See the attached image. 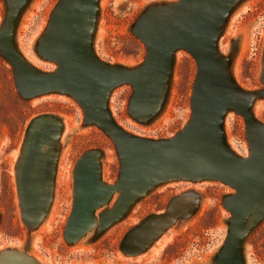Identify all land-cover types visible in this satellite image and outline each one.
Segmentation results:
<instances>
[{"label":"rangeland","instance_id":"374dc122","mask_svg":"<svg viewBox=\"0 0 264 264\" xmlns=\"http://www.w3.org/2000/svg\"><path fill=\"white\" fill-rule=\"evenodd\" d=\"M64 1L0 0V46L22 60L24 83L33 73L40 89L74 91L113 135L122 167L113 137L72 93L22 94L0 47V257L264 264V0ZM44 116L38 130L49 127L53 140L39 159L42 215L32 224L30 212L22 218L20 164ZM84 167L103 195L93 226L69 241ZM191 190L195 202L152 245L123 249L130 231Z\"/></svg>","mask_w":264,"mask_h":264},{"label":"water","instance_id":"95a60500","mask_svg":"<svg viewBox=\"0 0 264 264\" xmlns=\"http://www.w3.org/2000/svg\"><path fill=\"white\" fill-rule=\"evenodd\" d=\"M64 2L65 1L63 0V2L60 3L58 8ZM147 43L149 45V52H150L153 49V46L149 40L147 41ZM42 45H43V43L41 44V49L43 52V46ZM176 46H183V44L181 42L173 43L174 49ZM183 47H185V46H183ZM1 49H2V47H1ZM2 50L5 53V55H7L13 61L16 80L18 83L19 90L21 91L22 94L27 96V95H31V94H34L37 92H41L42 90H46V89H50V88H59V89L66 90V89L59 87V86H56V85H48L46 88H43V89L38 88L40 85L45 86L46 83L44 82V78L38 77L37 75H34L33 73L30 75L28 82L24 83V81L22 79V73H21L22 68L20 66V63L22 62V60L19 57H17L12 52V50H10L9 52L4 51V49H2ZM149 52H148V54H149ZM48 57H51V56H48ZM53 58H55L59 61L58 58H56V57H53ZM18 59L20 61H18ZM59 65H60V61H59ZM33 70H35L39 74H43V72H39L34 68H33ZM50 73H52V72H50ZM66 91H69L70 93H72L80 101V103L83 105L85 112H86V115L89 119L96 120V119L91 118L89 116V114L87 112V108L84 106V104L81 102V100L79 99V97L77 96V94L74 91H71V90H66ZM192 100H193V107H195L197 104V100L193 99V98H192ZM96 121L101 123L98 120H96ZM102 126L105 128V126L103 124H102ZM29 127H30V125H29ZM29 127H28V129H29ZM125 133H127V132H125ZM109 134L113 137V135L110 132H109ZM127 134L130 136H134V135H131L129 133H127ZM42 137H44L43 130L39 131L38 135H36V141H38ZM113 139H114V137H113ZM114 141H115V139H114ZM115 143H116L117 149H118L120 156H121V167H122V155H121V152L119 150V147H118L116 141H115ZM91 153H95V152L91 151V152H88L84 155L87 156ZM98 157H99V155H98ZM120 175H121V173H120ZM85 176H88V178L84 179L82 177L78 181V188L81 191L80 192L81 198L79 199V202H78L77 207H76V211L74 212V215L71 219L72 221L70 223V228L68 230V233L67 232L65 233L66 236H68L69 233H79V232L85 230V228L89 225L90 220H91L90 210H91L93 200L97 196L99 185L97 184V182L95 181L93 176H91V175H85ZM177 178H179V177H177ZM202 178L189 176V177H186L184 179H202ZM156 183H158V182H156ZM156 183H154V184H156ZM231 185H233V184H231ZM233 186L235 187V185H233ZM150 187L142 189L140 192H142V191H144ZM140 192H138V193L131 192L130 193L131 198L136 197L137 195L140 194ZM18 193H19V197H20V204L22 207V218H23V220H26L30 211H28L27 191L22 186L21 178H19ZM196 197H197V194L192 190L184 192V193H180L177 196L173 197L169 201L167 206L163 209V210H166L165 212L160 213V214H157V212H156V213L149 215L147 217V219L143 222L141 227L134 228L132 231H130L126 235V237L123 241V245H122L123 249H125L128 254H135V253H138V252L148 248L157 239V237L161 234V232L174 220V218L176 217L180 208L182 206H185V205H192L195 202ZM147 223H154V225L152 226V228L149 229V231L142 233L141 229ZM65 231H66V229H65ZM75 239L76 238H70V237L68 238L69 241H73ZM218 263L220 264V260ZM0 264H38V262L32 258H24L23 256L18 255L17 252H15V251H10V253H8V254H4V253L2 254V256L0 257Z\"/></svg>","mask_w":264,"mask_h":264},{"label":"bare ground","instance_id":"6f19581e","mask_svg":"<svg viewBox=\"0 0 264 264\" xmlns=\"http://www.w3.org/2000/svg\"><path fill=\"white\" fill-rule=\"evenodd\" d=\"M47 118H48L47 116H44V117H39L35 120L38 126L36 129H34L32 133L27 150L23 154L21 158V164H20V178H21L22 186L27 191L28 211H30L31 213L30 221L32 224H37L38 220L41 218V215H42L41 206L39 202L40 201L39 200L40 194L38 191L39 185L36 180L37 170L39 166V159L41 155L48 150L50 143L53 140V132L51 131L49 127L45 129L41 128L38 130L39 125H43L44 127V124L47 122V120H49ZM39 123H44V124H39ZM42 130L44 133L43 141L45 142L40 146V142L42 140L36 141V135H38L39 131H42ZM85 175H91L94 177V172H92V170L89 169V167H84L81 173V178L83 177L84 179H87L88 176H85ZM102 195H103L102 189L98 188L97 196L94 198L92 206H91V210H90L91 220H90L89 225L85 229L88 228L89 230L93 226V225L91 226L90 224L92 223V220H93L94 207L99 203V200L100 198H102L101 197Z\"/></svg>","mask_w":264,"mask_h":264}]
</instances>
